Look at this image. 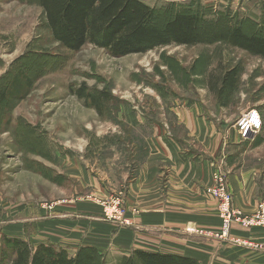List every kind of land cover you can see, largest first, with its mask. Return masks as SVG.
I'll return each mask as SVG.
<instances>
[{
    "label": "rangeland",
    "instance_id": "rangeland-1",
    "mask_svg": "<svg viewBox=\"0 0 264 264\" xmlns=\"http://www.w3.org/2000/svg\"><path fill=\"white\" fill-rule=\"evenodd\" d=\"M140 1L156 10L165 9L156 22L166 21L168 8L199 7L206 21L203 25L208 26L221 13L233 21L252 20L245 23L251 33L264 31V0ZM232 68L237 70L236 88L226 99L217 98L211 87ZM21 72L32 81L28 93L0 109V120L9 118L10 122L5 126L0 122V213L4 207L20 208L18 214L12 210L11 224L25 215L35 219L37 208L44 209L42 232L50 238L27 235L33 248L58 236L68 242L61 237L68 238L64 229L69 218L51 219L56 211H64L65 216L77 213L78 219L93 221V230L102 238L115 239L114 250L122 236H130L139 212L196 213L203 209L192 202L195 197L186 182L170 181L171 165L164 162L156 163L155 176L145 185L151 197H143L139 187L129 189L149 158L145 143L149 125L159 121L175 125L172 102L187 97L198 100L210 118L228 124H236L252 110L260 114L261 122L264 115V58L223 42L168 45L122 58H112L89 44L71 52L50 38L37 0H0V93ZM81 86L88 94L105 91L110 95L101 112L76 96ZM141 118L148 124L132 126ZM172 128L175 136L182 137L180 128ZM247 155L242 156L247 158L246 164L264 163V144ZM222 171L227 178L224 168ZM218 207L217 201V212ZM51 225L58 227L50 229ZM5 227L7 224H0V264L13 259V253L1 245ZM86 227L88 224L79 228ZM198 228L188 225L183 233L197 241L235 243L232 238L215 237L222 231L221 220L217 232ZM9 229V236L19 233L17 223ZM70 240L78 245L83 239L74 235ZM209 247L200 248L202 264L211 261ZM197 250L200 253L199 247ZM114 251L104 254V264H120L123 255Z\"/></svg>",
    "mask_w": 264,
    "mask_h": 264
},
{
    "label": "crops",
    "instance_id": "crops-1",
    "mask_svg": "<svg viewBox=\"0 0 264 264\" xmlns=\"http://www.w3.org/2000/svg\"><path fill=\"white\" fill-rule=\"evenodd\" d=\"M172 105L170 113L175 125L168 121L151 124L152 133L145 137L149 150L147 164L138 170L129 189L134 191L139 187L137 191L141 192L143 197H151V190L145 185L150 183L155 176L156 163L164 162L171 165L170 181L174 179L175 184L186 182L195 197L192 198V202L197 203L203 209L196 213H173L163 210L156 214L143 215L139 212L134 219L133 229L129 231L130 236H122V239L117 242V248L114 247L115 251L111 246L115 239L107 236L102 238L98 231L93 230L95 228L93 221L83 217L78 219L77 213L65 216L64 211H56L50 216L55 218L51 219H58L60 216L68 217L66 222L63 221L66 224L64 230L68 238L71 239L74 235L79 236L83 239L82 243L72 245V241L65 235L61 238L68 242L58 236L41 243L61 247L70 255H74L81 246H94L101 253L114 251V253L119 252L118 254L125 256L129 255V252L141 250L188 257L197 260L199 264L203 263L200 260L204 257L200 248L210 245L211 261L206 264H264V228L262 227H245L238 221H233L230 237L235 243L217 239L210 242L197 241V238H191L183 233L188 225L207 231L217 232L219 230L217 201L204 192V189L211 185L213 172L219 165L227 173L228 188L233 195V209L238 214H242L243 217L251 216L257 206L264 203V163L246 164L247 158L242 157L248 156L247 154L253 153L256 148L264 144L263 118V128L260 133L253 139L244 140L241 139L234 123L228 124L226 121L210 118L198 100L189 97L181 98L179 101L172 102ZM145 122L144 118L136 119L132 126L136 128L148 124ZM172 127L180 128L182 137L175 136ZM190 145L193 148H190ZM12 210L16 214L21 213L20 208ZM12 210L4 207L2 208L3 213H0V224H7V227L3 228V235L28 242H32L31 238L26 239L29 234L31 237L44 235L50 238L42 232L44 230V219H42L44 209L37 208L35 219L25 215L10 224L9 217ZM14 223L18 224L19 233L9 236L6 231ZM84 224L85 226L88 224V227L80 229L79 227H83ZM53 227L58 226L51 225L50 229ZM86 237H90L91 240H87ZM193 246L196 248L195 251L192 250Z\"/></svg>",
    "mask_w": 264,
    "mask_h": 264
},
{
    "label": "trees",
    "instance_id": "trees-1",
    "mask_svg": "<svg viewBox=\"0 0 264 264\" xmlns=\"http://www.w3.org/2000/svg\"><path fill=\"white\" fill-rule=\"evenodd\" d=\"M37 4L42 9L50 38L71 52H78L89 44L105 50L112 58H122L168 45L191 47L223 42L249 55L264 58V31L251 33L245 25L252 21L250 19L235 18L233 21L229 15L216 13L206 26L199 7H177L173 11L167 9L170 15L167 12L166 21L156 22V17L165 9L156 10L140 0H37ZM31 82L22 72L16 75L8 88L0 93V109L27 94ZM236 84L237 70L232 68L222 73L211 90L217 98L224 100L235 90ZM76 96L89 101L99 112L103 102L110 99L105 91L88 94L84 86L76 91ZM261 117L264 120L263 114ZM0 122L2 126L10 124L9 118ZM149 126L147 136L152 133V126ZM1 238V245L13 253V259L7 264H104L106 253L99 252L94 246H81L70 255L50 243H40L33 248L26 240L5 235ZM5 258L8 260L9 256ZM119 260L120 264H199L188 257L141 250L121 256Z\"/></svg>",
    "mask_w": 264,
    "mask_h": 264
},
{
    "label": "built area",
    "instance_id": "built-area-1",
    "mask_svg": "<svg viewBox=\"0 0 264 264\" xmlns=\"http://www.w3.org/2000/svg\"><path fill=\"white\" fill-rule=\"evenodd\" d=\"M260 114L256 110L244 114L236 122V128L242 139L255 138L261 131ZM206 193L219 202L218 214L221 220L222 231L216 233L219 239L231 238L230 228L233 221H238L242 226H257L264 228V203L258 205L257 212L253 216L240 217L233 209V195L230 193L227 178L221 167H217L212 175V183L207 187ZM232 240V239H231Z\"/></svg>",
    "mask_w": 264,
    "mask_h": 264
}]
</instances>
